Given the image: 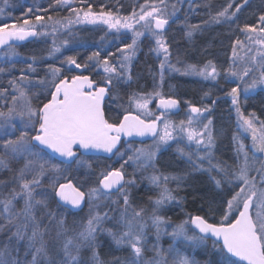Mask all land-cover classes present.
<instances>
[{
    "label": "snow or ice",
    "instance_id": "6c2138e0",
    "mask_svg": "<svg viewBox=\"0 0 264 264\" xmlns=\"http://www.w3.org/2000/svg\"><path fill=\"white\" fill-rule=\"evenodd\" d=\"M78 3L51 0L47 8L29 7L22 21H0V74L9 76L6 86L0 84V172L10 173L0 179V264H264V120L241 110L242 94L264 90V9L253 22L240 23L239 14L251 0H228L215 12L205 5L207 19L194 24L188 13L200 5L188 0L182 27L189 40L211 25H227L234 37L227 65L218 66L212 59L186 63L179 50L173 56L166 33L184 0H144L128 15L104 5L94 11L88 0ZM62 7L68 15L49 14ZM76 25L106 26L96 50L83 61L66 55L60 66L46 63L39 68L40 60L58 59L76 40ZM110 32L116 40L123 37L115 52L104 47ZM47 37L52 38L47 55L29 57L19 75H12L17 63L13 58L20 56L16 42ZM145 41L158 59L152 90L126 91L124 99L119 90L131 89L133 61ZM75 70L79 74H71ZM173 72L213 82L223 75L231 85L224 95L237 114L238 128L250 132L252 141L247 146L233 136V163L214 155L211 112L217 100L203 102L212 97L211 89L199 106L185 101L183 119H170L181 103L162 92L166 73ZM153 99H158V111L149 107ZM112 101H118L115 108ZM138 137L151 138V143ZM172 142L190 171L207 173L220 190L219 202H210L205 215L186 213L179 222L161 214L165 205L183 202L178 191L184 177L165 174L157 166L161 149ZM99 153L113 163L94 168L90 157L100 159ZM82 170L84 183L72 175ZM143 180L158 189L147 205L131 198ZM170 181H177L175 189ZM84 205L87 216L68 223L67 214L82 211ZM105 233L125 257L101 258L98 237ZM165 236L172 240L167 247L161 242ZM178 240L205 252L211 242L215 258L201 262L182 252Z\"/></svg>",
    "mask_w": 264,
    "mask_h": 264
},
{
    "label": "trees",
    "instance_id": "16d2710c",
    "mask_svg": "<svg viewBox=\"0 0 264 264\" xmlns=\"http://www.w3.org/2000/svg\"><path fill=\"white\" fill-rule=\"evenodd\" d=\"M121 1V0H119ZM118 1V2H119ZM134 0H124L122 5V12L129 13L131 6L133 5ZM185 2L181 5V10L179 14L175 18V22L171 24V27L168 29L166 36L168 39L169 44L171 45V50L173 51V56L175 57L176 51L179 50L181 53V59L186 63L192 64H203L208 59H212L214 62L218 64V66H226L228 63V54L230 49L231 39L234 37L230 35L229 28L227 25H211L207 27L203 32H196L195 36L191 40H184L182 38L184 34V30L182 27V22L185 19V14L188 13V9L185 10V6L188 0H184ZM117 0H88V3L93 5L94 11H99L100 6L104 5L106 9H114L116 8ZM51 0L41 1V3H29V2H15L13 5L15 6L14 12H18L19 14L23 15L27 11L29 7L33 9L37 7H44L47 8ZM120 3V2H119ZM196 4H199L200 7L196 9L195 13H188V18L191 23H200L202 20L207 19V13L209 11V7L213 12L219 10L220 8L226 6L228 0H195ZM120 5V4H119ZM208 5V6H205ZM77 6L79 3L77 2ZM264 9V0H251L250 5L244 9L242 13L239 14L240 16V23L243 22H253L255 16L259 14V12ZM59 10L57 12H52L50 10L49 14L52 15H59ZM239 35V33H236ZM48 43V39L44 38H35L29 43L23 44L21 46L16 47L18 53L21 56L29 58L33 55L39 57H43L47 52L48 49L46 46ZM96 50V47L93 45H81L75 48H69L64 51L66 55H78V60L83 61L80 57H84L85 55L90 54L92 51ZM16 69L12 71L11 74L19 73V69L25 67V63L22 62L21 59L15 60ZM173 62L175 60L173 59ZM158 65L157 60L153 58V53L148 51V46L144 43L141 44L140 50L137 53L136 58L133 61L132 66V73H133V82L131 89H128L126 86H122L120 88V95L123 97L125 96L126 91H148L149 89L143 88L141 85L144 86L150 85L153 83V73L157 72ZM6 75L0 76V84L6 81ZM223 75L220 77L219 82H222ZM94 79H97L94 77ZM172 82L175 84L176 88L172 93L178 98L183 105L185 101L190 100L194 104H200V100L198 97L202 96L205 91H208V83L202 82L200 80H195L191 78L184 77H177L172 78ZM213 95H216L218 92L212 91ZM262 97V92L259 91L256 93L254 98L258 99ZM219 104V103H217ZM116 102H111V107L115 108ZM214 111L216 112V116L219 115L218 113L221 111L223 112L220 105L215 107ZM115 115V112L112 113ZM172 120L175 118L171 117ZM103 159V158H102ZM103 161L107 162L109 160L103 159ZM8 177V173L1 174L0 178L4 179ZM77 181V180H76ZM75 181V182H76ZM185 181L181 182V186H184ZM181 188H184V187ZM144 186H141L135 193L138 195H143L150 193ZM187 192V200L186 204L189 208L198 211L200 208L208 209L209 203L213 200L216 203L219 202V198L213 193L211 188L202 181L201 179H193L191 187L185 186ZM184 190V189H183ZM85 211L78 212L82 214ZM201 212V211H200ZM202 215V213H200ZM76 215L74 214H67V221L68 223H72L74 220L76 221ZM104 235V234H103ZM102 234L98 237V241L100 244L99 252L100 256L103 260L110 261L114 257H122L125 254L124 251L118 250L117 248L113 247L111 242L104 237ZM126 255V254H125Z\"/></svg>",
    "mask_w": 264,
    "mask_h": 264
},
{
    "label": "rangeland",
    "instance_id": "374dc122",
    "mask_svg": "<svg viewBox=\"0 0 264 264\" xmlns=\"http://www.w3.org/2000/svg\"><path fill=\"white\" fill-rule=\"evenodd\" d=\"M41 1L42 0H6V2H5V0H0V9L4 10L2 13H0V21H6V22H9V23L16 22L18 20L22 21V19L24 18L23 15L19 14L18 12L16 13V12L13 11L15 9V6L13 5L15 2H29L31 4V3H41ZM43 1H45V0H43ZM77 2H78V0H77ZM119 2L118 3L115 2L117 7L112 9V10H117L118 9V11H119V13L121 15H128V14L131 13L133 8H136V10H139V5L143 4L144 0H134L133 1L134 3L131 6V9H130L129 13H127V14L122 12V8H121L122 5H123L124 0H121ZM169 2L171 3V2H173V0H169ZM74 6H77V4L74 5ZM187 9H188V2L186 4V6H185V10H187ZM59 12H60L59 13L60 16L68 15V12L63 7L59 10ZM178 14H179V12L177 13V15ZM105 30H106V26L105 25H76L75 28H74V31H75V34H76V40L73 43H71L67 48L62 49V54H57L58 59H55V60H52V59L40 60L38 67L42 69L43 66L46 63H55L57 66H60L59 59H62L63 56H65L64 51L69 49V48H75V47H79L81 45H88V44L93 45V46L96 47L97 44L101 43L100 37L104 36ZM115 35L116 34L114 32H110L108 34V36L106 37V43L104 44V47H105V49L107 51L115 52L116 46L119 43L123 42V37H121L120 40H116V39H114ZM128 35L130 36V33ZM194 36H195V34L193 35V37ZM182 38L184 40H189L184 34H183ZM44 39H48V43H46V46H47V48H49L51 46L52 38L51 37H47V38H44ZM241 39H243L242 36H241ZM145 44L147 45V41H145ZM2 53H3V49L0 51V65H2L3 60H4V57H3ZM46 55H47V53L44 56H46ZM102 55H103V52H102ZM230 55H231V50L229 51L228 58H229ZM86 56L87 55H85L84 57L82 56V57H80V59L83 60ZM153 58L155 60H157V65H158V59H157V57L155 56L154 53H153ZM13 59L14 60L21 59L23 63L26 60H28V58L23 57L21 55L17 56V57H14ZM177 66L181 67L182 65H177ZM157 71H158V69H157ZM79 72H80V70H75L71 74H79ZM39 74L42 76L44 73L41 70L39 72ZM92 74L95 76V78L99 79V77L96 76L95 73H92ZM1 75H2V77H3V75H6V77H5L6 81L9 78V76L7 74H0V76ZM12 75H19V73L12 74ZM184 76H186L187 78L200 80L202 82L208 83L209 84L208 85V87H209L208 90L211 89L212 91H215V92L219 91V93H217L216 95H212V97L210 99H205L203 101L204 103L210 104V100L211 99H216L217 97H222V98H225V99L227 98L228 99V101L227 100H223V101L218 102L219 104L216 103L214 106H212V112H211L212 121H214V119L218 120L221 117H222L223 120L228 119L229 121H232V119H231V117H229V113H228V111H230L229 106H228V102L231 105V100H230L229 97L224 95V92L228 91L230 89L231 85L226 84L224 77H222L223 81L218 83V82H213V81H205L201 77L194 76V75H181V74L175 73V72L166 73L165 82H164V85H163V88H162V92H163L165 97H168V96L175 97V95H173L172 93L174 92L176 86L172 82V78L173 77L174 78L184 77ZM6 81L3 82V84L5 86H6ZM141 86L143 88L149 89L148 91H151L153 83L150 84V85H147V86H144V84H142ZM221 88H223V91L221 90ZM259 91L262 92V97H260L258 99L254 98L256 93L259 92ZM120 96L123 97L122 95H120ZM202 96L198 97V100H200V102H201ZM124 99H126V96H124ZM156 100L157 99H153L152 103L149 105V107L153 111H158L157 108H156V105H155V101ZM115 102L118 103V101H115ZM197 105L199 106L200 104H197ZM217 105L221 106L223 112L220 111L218 113L219 115L216 116V112L214 111V109H215V107H217ZM241 110H242V112L244 113L245 116H247L249 113L254 112L256 114V116L260 118V120H264V90H261V88L257 87L256 89L250 90V92H249V94L247 96L242 94L241 95ZM186 111H187V108H186ZM180 114H182V110L180 111V113H178V115H180ZM171 117H172V115L170 116V119H172ZM233 119L235 120V123H234L235 125H234V128H233V131L229 132L228 137L226 135H224L225 148H223L224 146L219 145V144H221V142L218 141V136L219 137L221 136V133L219 132L220 131L219 127L216 126V124L212 125L213 131H214V135L216 136V147L214 149V155H215V157L217 159L222 160V161H227L230 164L234 162V157H235V143L233 141V136L234 135H238L244 141L245 145H247V146H250L251 143H252V141H251V133L250 132H244L243 130L238 128V126H237L238 118H237L236 112L234 114ZM174 120L178 121L180 119H178V120L174 119ZM257 127H259V124H257ZM226 137H227V140L229 139V141L231 139L230 142H232V144H233V149H232L231 145L228 147V144L226 143ZM143 141L145 143H151V138L145 139ZM222 142H223V140H222ZM137 146H139V144H137ZM175 149H176V145H175L174 142H172V146L171 147L165 146L164 148L161 149V154L159 155V158L162 159L164 157V155L166 154V152L168 154V151H171L172 153H175V155H176L175 160H177V161L180 160V164H178V163L176 164L175 163V165H172V166H174V169L176 168L175 170L179 172L180 168L183 169L184 166L187 167V166H189V164L187 163L185 158H181L176 153ZM232 156H233V159H232ZM90 158L93 159L94 168H96V169L103 168L104 166L113 163L112 160H109L107 162L103 161L102 157L100 159H95V157H90ZM171 164H173V163L168 164V166L171 165ZM164 166H167V162L163 161L161 163V167L164 168ZM205 167H207V165H205ZM158 168H160V167L158 166ZM164 169H165V171L168 170L167 167H165ZM129 171H131V169H129ZM196 172L198 173L199 171H196ZM3 173H8V172L7 171L0 172V176ZM169 174H172V173H169ZM175 174H178V173H175ZM72 175L76 178L77 181H79L80 183H84L85 176L83 175V170L80 173H77V172L74 171ZM178 175L183 176L182 174H178ZM9 176H10V173H8V177L7 178H9ZM7 178H4V179H7ZM182 181L179 182L180 183V188H179L178 192L184 193L185 191L183 189H185V187L181 188L182 187L181 186V182ZM172 182H173L174 185L172 187H170V188L175 189L176 186H177V181H170V183H172ZM141 186H144L145 188H148L147 190L150 191V193L143 194L141 196L138 195L137 193H135V190H137ZM157 192H158V189H156L153 185H151L147 180L138 181V186L132 189L131 198H132L134 203H143V204L147 205L148 201H149V197H155ZM182 198H183V202L182 203L178 204L177 202H172L170 204L165 205L164 208L161 210V214H163V215H165L167 217H170L173 222H179V221L187 218L186 213H192L193 215H196V214L201 215L200 213H202V215H205L207 213V211H208L207 208L206 209L203 208L204 211H201V212L189 208L187 206V204H186L187 194H182ZM83 209H85V211L82 214H79L78 212H75V213H77L76 221H79L81 218H84V217L87 216V214H88V206L85 205ZM169 231H171L170 228H169ZM103 236L106 237L111 242L113 247L116 248V246L114 245V243L111 240V237H109L106 233ZM161 242H162L164 247H167L170 243H172V240H171L170 237L165 236L162 239ZM176 246L178 248H180L182 252H186L187 254H190L195 259H197V260H199L201 262H203V261H205L207 259L215 258L212 255V253H211V242H209V251L208 252H205L202 248H195V249L190 248V247H188L186 242H183L181 240H178L176 242ZM125 254H123V256L121 258L125 257L126 256Z\"/></svg>",
    "mask_w": 264,
    "mask_h": 264
},
{
    "label": "flooded vegetation",
    "instance_id": "af4514ba",
    "mask_svg": "<svg viewBox=\"0 0 264 264\" xmlns=\"http://www.w3.org/2000/svg\"><path fill=\"white\" fill-rule=\"evenodd\" d=\"M84 74H90V73L89 72H85ZM92 76H93V78L95 77L93 74H92ZM216 100H217L216 103H218L220 101H223V100H227L228 101L227 98L225 99V98H222V97H217ZM210 102H211V100H210ZM180 104H181V107H182V114L178 115V114L172 113V117L175 118L176 120L183 119L184 116H185V111H186L187 105H183L182 102ZM228 106H229V109H230V111H228L229 117H231L232 121H229L228 119L223 120L222 117L220 119H218V120H215L214 119V121H213V125L216 124V126H218L219 129H220L219 132L221 133V136L220 137L218 136V141L221 142V144H219V145L224 146L223 148H225L224 135H226L228 137L229 132L230 131H233V128H234V125H235L234 124L235 123V120L233 119L234 114H235V110H234L233 106L229 104V102H228ZM227 137H226V143L228 144V147L231 145V147L233 149V144H232V142H230L231 139L229 141V139L227 140ZM221 139L223 140V142H222ZM137 141H140V140H137ZM96 155H98L100 157H104L106 154L99 153V154H96ZM167 155H169V157ZM175 156H176L175 153H172L171 151H168V154L166 152V154L164 155V157L162 159L158 158L157 166H159L162 170L160 168L159 169L161 171H163L165 174H169V173H172V174H175V173L182 174L183 177H184V181H186L185 182V185L188 188L191 187V184H192V180L193 179H201L202 181H204L205 183H207V185L211 188V190L213 191V193L220 199V190L216 189L214 187V185L210 182L207 173H204V172H198L197 173L196 171L195 172H191L190 171V166H187V167L184 166L183 169L180 168V171L179 172L176 171L175 170L176 168L174 169V166H172V165H175V163L176 164L177 163L180 164V160H178V161L175 160V158H176ZM232 159H233V156H232ZM163 161L164 162H167V166H164V168L167 167V169H168L167 171H165V169L161 167V163ZM170 163H173V164H171V165L168 166V164H170ZM186 172H188L189 174L185 175ZM173 185H174L173 182L172 183L169 182V187H172ZM186 190L187 189H184V191H185L184 193L178 192V196L179 197H182V194H187Z\"/></svg>",
    "mask_w": 264,
    "mask_h": 264
},
{
    "label": "water",
    "instance_id": "95a60500",
    "mask_svg": "<svg viewBox=\"0 0 264 264\" xmlns=\"http://www.w3.org/2000/svg\"><path fill=\"white\" fill-rule=\"evenodd\" d=\"M35 38H29V40H26V41H17L16 42V45L17 46H21V45H23V44H26V43H29V42H31L32 40H34ZM2 49H0V51H1ZM165 98H167V97H165ZM173 98H176V97H173ZM176 99H178V98H176ZM157 104H158V99H157V101H156V103H155V105L157 106ZM182 110V107H181V104L179 105V108L178 109H176V110H173V113H175V114H178V113H180V111ZM136 140H145V139H149V138H135ZM85 206V205H84ZM84 206H83V208H84ZM79 210H73V212H78Z\"/></svg>",
    "mask_w": 264,
    "mask_h": 264
},
{
    "label": "bare ground",
    "instance_id": "6f19581e",
    "mask_svg": "<svg viewBox=\"0 0 264 264\" xmlns=\"http://www.w3.org/2000/svg\"><path fill=\"white\" fill-rule=\"evenodd\" d=\"M157 101V100H156ZM156 101H155V103H156ZM157 108V107H156ZM168 157H169V155H167ZM176 157V156H175ZM183 186V185H182ZM186 185L184 184V186L183 187H185Z\"/></svg>",
    "mask_w": 264,
    "mask_h": 264
}]
</instances>
